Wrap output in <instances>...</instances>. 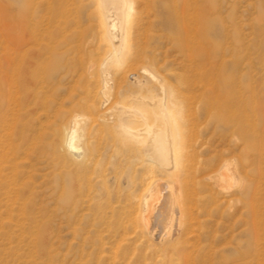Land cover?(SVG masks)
<instances>
[{
    "label": "rangeland",
    "instance_id": "1",
    "mask_svg": "<svg viewBox=\"0 0 264 264\" xmlns=\"http://www.w3.org/2000/svg\"><path fill=\"white\" fill-rule=\"evenodd\" d=\"M135 4L129 64L103 96L95 0H0V264H264V0ZM146 68L186 105V165L207 189L151 235L131 209L147 158L114 129ZM76 117L87 169L63 148ZM226 163L240 177L216 205L203 184Z\"/></svg>",
    "mask_w": 264,
    "mask_h": 264
},
{
    "label": "bare ground",
    "instance_id": "2",
    "mask_svg": "<svg viewBox=\"0 0 264 264\" xmlns=\"http://www.w3.org/2000/svg\"><path fill=\"white\" fill-rule=\"evenodd\" d=\"M95 1L100 18V23L97 28L99 29L102 40L105 42V57L100 66V71L103 75V85L101 84V90L99 89L104 96L106 95L105 90L107 85L105 75L110 73L112 69H115L119 74L122 73L129 55L131 54L130 43L131 40H133L131 31L134 28L135 16L138 15V13L136 11L137 7L135 0ZM6 59L8 61V58ZM138 59H140V57H138ZM6 64L9 66L10 63L6 62ZM143 71L147 73V78H134L135 85L137 86L136 88L138 89L136 95H133L134 97L130 102H127L129 97L126 98V96H123L121 106L116 108V124L114 129L122 144H133L137 149H142L144 156L147 158L149 167L146 174L148 178L144 180L146 191L138 198L139 200L136 203L137 206L133 205L134 207L132 206L131 209L142 214L143 222L149 229L151 235L153 227H158L160 224L169 220L173 221L175 218L178 220V217H184L194 212L191 206L195 208L196 202L193 203L192 196H194V193L195 196L197 195L196 192L201 189L200 187L198 190V187L202 183L196 181L197 173L194 174L193 172H189L188 166L186 165L189 159L195 161V156L189 151L191 146H188V138H186V105L178 101V98L171 91L163 77L147 68L143 69ZM9 73L10 72H5L7 83L10 79ZM117 94L119 95V93ZM107 101L108 99L104 98L102 105ZM209 110L208 107V111ZM212 113L216 114L217 111H212ZM106 114L105 111V115ZM2 120L3 118L0 116V123ZM81 121L80 118L76 117V119L70 123L69 129H67L65 135L62 136L64 137L63 148L68 154V162L77 169H87L88 164L92 161V155L89 151V145H86V152L82 151L80 147V142H82L81 138L84 137L83 132L86 131ZM235 167L234 165L232 166L226 163L224 167L216 170L210 177L208 176L209 178L206 179V185L203 184V186H210L209 191L213 193L210 195V199L213 200L216 205H218L216 199L219 197V191L222 192V190H224L227 192L228 189L231 191L230 187L232 186V182L238 177V172L236 173L238 168L235 169ZM198 169L197 167L195 168L197 171ZM239 177L237 178L238 181ZM88 178L89 177H87V179ZM234 183L238 182L235 181ZM76 185L78 186V184ZM202 189H204V187ZM241 191L242 193L246 192L245 189ZM135 196L137 197V195ZM131 198V194L126 196L127 200ZM200 202L206 203V200L203 199ZM167 231L168 230H166V232ZM152 234H154V232ZM166 235L168 236L167 233ZM183 236L184 233H182V236L180 234V237L177 238L178 240L176 239V244L180 243ZM172 239H174V237Z\"/></svg>",
    "mask_w": 264,
    "mask_h": 264
}]
</instances>
